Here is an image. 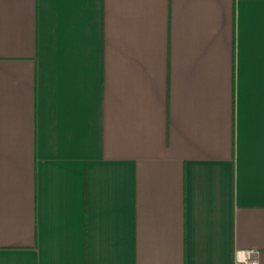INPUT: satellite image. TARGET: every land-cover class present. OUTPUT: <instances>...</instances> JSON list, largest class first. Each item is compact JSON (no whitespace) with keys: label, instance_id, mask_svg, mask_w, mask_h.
<instances>
[{"label":"crops","instance_id":"0c3cea01","mask_svg":"<svg viewBox=\"0 0 264 264\" xmlns=\"http://www.w3.org/2000/svg\"><path fill=\"white\" fill-rule=\"evenodd\" d=\"M264 264V0H0V264Z\"/></svg>","mask_w":264,"mask_h":264},{"label":"built area","instance_id":"2783aa9c","mask_svg":"<svg viewBox=\"0 0 264 264\" xmlns=\"http://www.w3.org/2000/svg\"><path fill=\"white\" fill-rule=\"evenodd\" d=\"M235 261L240 264H259L255 258V252L251 250H239L235 254Z\"/></svg>","mask_w":264,"mask_h":264}]
</instances>
